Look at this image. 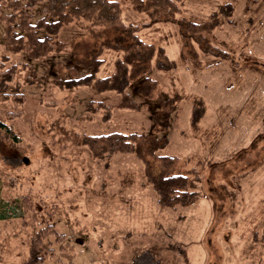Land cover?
Listing matches in <instances>:
<instances>
[{"label": "rangeland", "instance_id": "374dc122", "mask_svg": "<svg viewBox=\"0 0 264 264\" xmlns=\"http://www.w3.org/2000/svg\"><path fill=\"white\" fill-rule=\"evenodd\" d=\"M112 1L122 23L132 27L126 36L106 31L93 39L72 22L61 26L55 41L68 42L69 49L77 44L81 54H87L86 46H126L136 38L162 50L172 66L161 68L156 52L148 74L155 82L153 98L143 100L130 86L140 103L136 109L121 108V96L112 91L59 89L53 82L56 67L69 62L71 52L52 54L45 62L7 52L0 23V61L7 55L5 67L25 63L41 79L39 87L24 85L29 74L17 73L10 85H23V104L3 99L0 92V122L10 131H0V197L41 203L38 218L53 214L63 240L53 244L55 253L43 264H262L264 0H181L168 22L153 21L128 0ZM226 5L232 10L222 14ZM42 17L36 11L31 21ZM185 20L215 26L185 37L178 23ZM123 55L104 49L96 77L109 76ZM194 55L198 64L191 60ZM167 98L173 101L167 146L157 155L177 159L176 171L186 177L192 200L164 208L136 155L96 157L66 139L71 133H153L150 116ZM38 222L33 212L0 221V264H22Z\"/></svg>", "mask_w": 264, "mask_h": 264}, {"label": "trees", "instance_id": "16d2710c", "mask_svg": "<svg viewBox=\"0 0 264 264\" xmlns=\"http://www.w3.org/2000/svg\"><path fill=\"white\" fill-rule=\"evenodd\" d=\"M135 10L146 13L153 21H171L178 13L176 3L181 0H128ZM230 5L220 8V12L230 13ZM43 15L40 20L32 22L35 12ZM227 14V13H226ZM121 11L116 1L112 0H0V23L4 25L2 42L7 52L12 54H25L29 60L45 62L52 54H68L71 52V60L63 66H55L59 73L54 79V84L59 89L68 91L78 87L91 86L95 92L112 91L121 96L119 106L121 108L136 109L140 103L135 100L130 90L143 100L153 98L155 82L149 77L151 62L156 54L163 60L161 68L170 69L172 63L162 50H157L153 45L145 44L135 36L132 31V43L114 45L102 42L96 50L84 48L87 54H81L77 44L69 49V43L59 44L55 41L57 34L64 24L75 22L78 28L88 31L93 38L100 37L106 31L116 34H128L132 27L125 26L121 21ZM178 22L183 27L182 35L191 37L189 33L195 31H208L215 26V22L208 25L193 22ZM87 25V26H86ZM93 30H101L95 33ZM37 31H41L39 34ZM79 46V44H78ZM80 47V46H79ZM81 48V47H80ZM107 48L123 51L124 55L114 63L113 72L103 78H97L103 60L102 51ZM95 49V48H94ZM208 53H211L208 49ZM219 58L225 59L226 54L216 49ZM4 61H0V92L2 98L11 102L23 104L26 97L22 93L20 82L10 85L15 80L17 73L29 74L24 85H40L41 79L36 70L25 63L11 64L9 57L5 55ZM193 62L195 55L192 57ZM47 63V62H46ZM45 63V64H46ZM44 64V63H43ZM47 67V64L46 66ZM44 67V68H45ZM60 70V71H59ZM135 84V86H133ZM132 85V86H131ZM131 86V89H130ZM39 87V86H38ZM127 90L129 92H127ZM141 104L144 102L140 101ZM173 101L164 99L160 103L157 112L150 116L153 133L122 134L113 133L103 136H82L71 133L70 140L73 144L86 146L94 156L101 154H134L144 164L145 177L152 186L158 205L161 207H174L176 205H188L192 195L188 193L187 180L176 171L177 159L173 156L157 155V152L167 146V131L170 127ZM10 134L9 128L0 122V131ZM11 140L17 141L14 135H9ZM154 162L156 164L154 165ZM1 192V185H0ZM42 204L21 196L11 201L0 197V221H10L25 218L28 212H33L39 220L38 229L29 239L28 255L22 264H43L45 260L55 253L53 244L60 245L63 237L57 233L52 224L53 214L38 218ZM264 264V261L262 262Z\"/></svg>", "mask_w": 264, "mask_h": 264}, {"label": "water", "instance_id": "95a60500", "mask_svg": "<svg viewBox=\"0 0 264 264\" xmlns=\"http://www.w3.org/2000/svg\"><path fill=\"white\" fill-rule=\"evenodd\" d=\"M24 162L27 163V159H24Z\"/></svg>", "mask_w": 264, "mask_h": 264}]
</instances>
